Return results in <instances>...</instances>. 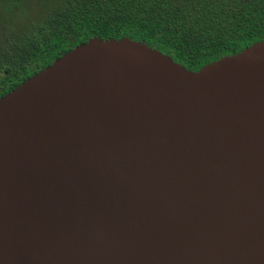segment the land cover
Listing matches in <instances>:
<instances>
[{"label":"water","instance_id":"95a60500","mask_svg":"<svg viewBox=\"0 0 264 264\" xmlns=\"http://www.w3.org/2000/svg\"><path fill=\"white\" fill-rule=\"evenodd\" d=\"M0 264H264V39L92 37L0 97Z\"/></svg>","mask_w":264,"mask_h":264},{"label":"trees","instance_id":"16d2710c","mask_svg":"<svg viewBox=\"0 0 264 264\" xmlns=\"http://www.w3.org/2000/svg\"><path fill=\"white\" fill-rule=\"evenodd\" d=\"M0 3V97L92 37H129L192 70L264 39V0Z\"/></svg>","mask_w":264,"mask_h":264},{"label":"flooded vegetation","instance_id":"af4514ba","mask_svg":"<svg viewBox=\"0 0 264 264\" xmlns=\"http://www.w3.org/2000/svg\"><path fill=\"white\" fill-rule=\"evenodd\" d=\"M3 5H4L3 3H0V7L3 6ZM0 14H4V12H1V10H0ZM0 24H1V23H0ZM3 29H4V28H3L2 26H0V39H3V38H2V36H3V34H2ZM3 40H4V39H3Z\"/></svg>","mask_w":264,"mask_h":264}]
</instances>
